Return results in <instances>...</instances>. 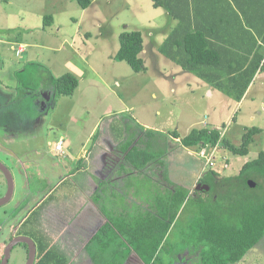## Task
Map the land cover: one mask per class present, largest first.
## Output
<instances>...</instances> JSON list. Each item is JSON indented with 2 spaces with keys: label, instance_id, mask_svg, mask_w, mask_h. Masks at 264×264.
<instances>
[{
  "label": "rangeland",
  "instance_id": "374dc122",
  "mask_svg": "<svg viewBox=\"0 0 264 264\" xmlns=\"http://www.w3.org/2000/svg\"><path fill=\"white\" fill-rule=\"evenodd\" d=\"M49 15L53 17L52 24L45 26V18ZM36 16L40 17L38 18L39 27L45 26V28H36L38 27ZM175 24L176 22L167 17L165 9L154 7L151 0H91V4L87 8H83L78 0H0V31L8 29L6 32L9 33L6 34L16 37L18 40L24 41L26 36H29L34 42H43L49 46H60L64 49L62 52H54L48 50L47 45H44L42 50H39L42 54L41 61L37 60L44 67L38 66V62L34 64L31 62L28 64L27 70L34 73L36 77L40 75L43 78H49L50 73L61 75L67 70L77 74L81 79L78 91L80 98H77L74 105V108L78 110L75 114L78 116H81L83 109L89 106L96 115H103L105 112L111 113L110 117L105 116L103 124L108 122L107 119H113L116 124H119L123 117H128L129 123L127 125L131 124L132 126L135 125V120L141 121L140 115L142 113L143 115L149 113L152 117H147L157 122H163V127L166 130L168 128L177 129L182 135L186 134V131L190 132L196 126L214 127L216 123L217 126L219 125L218 129H221L222 135L226 134L231 142L239 147L242 144L243 134L249 127H264V114L254 118L249 115L247 112L252 109L249 106L250 102H246L237 108L235 102L239 87L237 85L231 89V83L228 81L223 82L225 90L222 91L223 97L216 95L217 91H215L214 97L208 96L205 93V86L197 80L195 83L191 82V85L188 84V80L191 78L186 74L184 75L181 69L176 68L174 63L168 62L158 50L162 37L166 36L169 29L173 28ZM24 25L31 27V29L27 31V29L23 30V28L18 27H24ZM131 29H140L145 37L143 57L148 67L146 72L135 73L126 62L120 61L116 57V52L120 46L119 36L121 32ZM159 34L161 35L160 38ZM64 40L65 43H60ZM20 49H25V46ZM73 51L76 54H73ZM262 51L264 53V45ZM25 55H23L24 59L26 58ZM72 55L76 57L78 55L79 58L73 59ZM48 64L51 68L50 71L45 68L48 67ZM160 64L163 68L160 67ZM41 68L45 70H41ZM164 68L168 70L169 76H174L177 80L172 77L162 80L165 75ZM236 76L239 77L240 75L236 74ZM245 80L241 79L240 84H243ZM33 82L31 85L21 84L20 94L22 95L25 87H29V89L40 87L39 84L35 83V80ZM173 84H177L179 88L176 94L172 92ZM231 90V95L228 97L230 99H227L228 92ZM20 98L19 107L21 109L15 105L14 107L18 111L24 112L22 109L26 106L27 100L22 96ZM65 99V97H60L55 101L53 106L56 105V108L52 106L46 111V115L37 128L36 125L31 126V128L37 129L35 138L31 137L29 133L33 130V128L32 130L29 129L31 125L29 119L33 118L34 113H30L27 117L21 114L20 127L25 128V130L21 128L24 135L23 139L21 138L22 146H28L24 142L27 140L29 147L34 146L39 142L41 143L46 134L52 135L51 128L50 131L49 129L46 130L45 125L51 120L52 112L55 109L58 110L57 114L54 113L52 116L55 122L65 124L72 122L70 118L66 122L64 116L67 107L61 105V101ZM68 106L72 107L70 103ZM127 107H129L130 112H124ZM72 109H69L68 112ZM158 109L161 110V114L157 113ZM34 112L36 113V110ZM25 118L27 119L26 124H24ZM84 122H88V119ZM178 122H181L180 126H178ZM7 123L8 121H6ZM186 123L190 124L189 130L188 125H185ZM6 124L4 123V125ZM154 124L156 123L153 122ZM69 128L72 129L73 126L70 125ZM70 132L73 134L74 130H70ZM75 135L77 134L75 133ZM78 139L80 141L81 136L78 135ZM176 139L177 142L181 141L179 138ZM99 144L106 148L104 139ZM90 145L93 146V142L90 141ZM108 145L115 148L109 143ZM175 147L176 145L170 144V151L172 152L168 157L169 160H166L168 163L166 166H168V172L173 174L172 177L176 183L172 184L176 187L182 185L183 182L185 184L192 182L194 174L198 178L204 169L205 162L197 156L200 155L202 148H189L184 151V154L179 155ZM221 148L223 149L218 150L213 147L207 151V158L211 153L215 154L216 157L211 169L217 172L218 178L236 175L247 161L253 160L259 156L260 152L264 151V130L255 136V141L249 146L250 151L247 156L234 154L225 147ZM96 149L99 150L100 148L96 147ZM189 150H191V155H187ZM195 153L196 155H194ZM33 154L35 153L32 152L27 156L33 157ZM4 155L3 151L0 158L5 161L9 160L16 186L11 201L0 206V248L2 247L3 250L5 236H8L9 232H15L13 224L16 227L19 226L21 219L27 215V210L38 204L44 193L52 192L57 186L56 190L53 191L52 198L47 202L45 211L51 207L52 212H55L72 203L71 198L65 196V193L68 194V187H70L69 182L64 184L67 175L58 178L59 175L53 174V167L48 164L50 158L30 167L28 165H31L32 162L26 163L27 156L18 159V161L16 159L15 162L13 161L15 165L18 162V169H16L10 163L11 157H7L8 155L3 157ZM34 159L38 160L37 158ZM246 159L248 160L246 161ZM229 160L231 166H229ZM46 165H48L47 169L45 168ZM116 168L117 170L121 169L120 166H116ZM19 173L24 175H22V182L19 179ZM77 177L75 181L81 179V177ZM7 184V178L0 170V196L5 194ZM196 186L193 191L196 190ZM161 198L163 200L165 197ZM17 208L19 210L12 215ZM188 214L187 212L183 219H187ZM11 215L13 221L10 223ZM43 226L45 229V223ZM176 231L170 237L172 244L181 238V235ZM1 239L4 242H1ZM180 245H177L178 250ZM193 255L194 252H191V256ZM2 257L0 251V264ZM27 258L25 246L18 245L12 252L9 264H26ZM185 259L187 257L181 256L180 264H189V262L186 263ZM235 264H264V237L241 261Z\"/></svg>",
  "mask_w": 264,
  "mask_h": 264
},
{
  "label": "trees",
  "instance_id": "16d2710c",
  "mask_svg": "<svg viewBox=\"0 0 264 264\" xmlns=\"http://www.w3.org/2000/svg\"><path fill=\"white\" fill-rule=\"evenodd\" d=\"M78 1L83 8H87L91 4V0ZM151 1L154 7L164 8L170 20H178V24L169 29V33L167 32V35L162 37V41L158 45L160 54L168 62L174 63L176 68L181 69L184 75L189 72L202 75L203 72H206L209 76L213 70H216L217 73L213 72L212 76H219L218 70L228 66L225 70L233 72L229 73L228 83H231V89L238 85L236 98L238 101L241 100L257 69L264 66V53L261 54L260 50L258 51L260 48L258 43L247 47L244 51L245 55L239 54L232 46L219 43V41H226L225 37L227 36L224 25L226 20L221 15V11L224 10L220 5L221 0ZM244 1L247 4L242 9L245 17L247 14L255 16L257 22L254 24L257 30L264 31V0ZM225 6L226 4H224ZM211 15L215 18H211ZM52 20L51 15L47 16L45 26L51 25ZM119 40L120 46L116 52L117 59L126 62L135 73L146 72L148 67L143 57L145 51L143 32L140 29L124 30L121 32ZM250 56H253L251 64L243 68ZM160 67L163 68L161 64ZM41 70L45 69L41 68ZM47 70L49 71V69ZM235 71H239L236 73L240 75L239 77L236 76ZM164 73L168 76V70L165 69ZM241 79H246L243 84H240ZM80 81V77L71 70H67L59 76L50 73L49 78L45 77L46 88L51 90L53 94L51 100L46 102L47 105H45L44 110L46 111L52 107L60 97H73L79 91ZM215 86L225 91L223 82L218 81ZM231 92L232 90L227 95L230 96ZM38 93L44 99L45 93L43 91H38ZM127 118L123 117L119 124H116L114 120L108 122L112 126L111 129L114 130L117 129V126L127 125L129 123ZM172 132L176 134V137L180 136L177 130ZM261 132L262 129L257 126L249 127L243 134L242 144L238 147L226 135L223 136L220 129L212 126H196L181 138L176 151L178 154H183L187 148L203 149L205 147L221 146L234 154L247 156L250 151L249 146L255 141V136ZM148 135H152V133L149 132ZM164 137L168 138L169 136L167 134ZM148 139L150 138L148 137ZM150 140L147 143L141 142L139 146H132L133 140L130 142H126L125 139L121 140V148L126 153L127 163L137 171H141L146 167H157V165L152 164L161 161L159 163L162 164L158 167L167 170L168 166L166 165L168 163L166 160H169L168 157H170V146L163 145L159 150L160 145L156 147L155 141ZM157 150L159 151L157 152ZM140 153L146 155L143 158L144 161L141 162L135 158V155L138 156ZM157 153L160 154L157 155ZM197 156L202 158L200 155ZM202 159L205 162L206 171L198 183L209 185L210 190L196 189L192 192L186 186L175 187V185H172L173 191H169V195L167 192H163L161 197L165 198L163 200L161 197L158 198V203L163 205L161 210L155 206L150 208V206V209L144 212L142 222L145 223L148 236H143V239H139V235L134 234V238L128 240L126 231L119 229L120 227H116V230L120 235L126 236V241L121 239L122 237L114 228L116 233L113 237L108 238L107 230L103 227L84 243V250L90 253L91 256L92 253L95 254V256H92L93 262L95 264H108L110 261L102 258L111 256L112 251H114L117 258L113 264H124L125 261L121 259L119 254L130 250L140 252L143 258L142 264H174L175 259L166 260L173 249L177 248V244H172L170 240L174 227L181 235L179 243L181 245L178 253L181 256L184 255L185 258L187 257L185 259L186 263L235 264L241 261L264 237V151L260 152L259 156L253 160L247 161L238 174L220 178H218L217 172L211 169V165L207 164L206 159ZM251 180L255 183L254 186L250 184ZM67 182L70 183V187H68V194L65 193V196L70 197L71 190H73V181L67 178L64 184ZM145 182L148 191L151 192L152 189L156 193L161 192L159 191L162 188L161 180L149 177ZM167 187H171V185ZM53 191L46 195L38 207L24 219L17 233L18 235L30 236L36 242L37 256L34 264L79 263L76 260L74 262L61 245L53 243L51 232H46L44 229L42 214L47 207V202L53 196ZM67 206L68 204L64 207L67 208ZM74 207L71 206L70 208L73 213L76 210ZM187 212L189 213L187 219H183ZM39 219L40 223H38ZM54 222H59V219H54ZM174 233L175 231L172 235ZM137 238L143 241L141 245L136 243L138 242L136 241ZM18 245H24L27 254H29V246L26 242L16 244L14 248ZM1 248L0 251L4 255ZM96 251L103 252L101 259ZM191 252H194L193 256H191Z\"/></svg>",
  "mask_w": 264,
  "mask_h": 264
},
{
  "label": "crops",
  "instance_id": "0c3cea01",
  "mask_svg": "<svg viewBox=\"0 0 264 264\" xmlns=\"http://www.w3.org/2000/svg\"><path fill=\"white\" fill-rule=\"evenodd\" d=\"M221 2V8L224 9L221 11V15L222 17L224 16L226 20L224 25L227 36L225 37L226 41H219V43L232 46V48L241 55H245L244 51L247 47L254 46L256 43H258L260 44L258 51L260 50V53L262 54L264 31L257 30V27L254 24L257 22V20H255V16L247 14L245 17L244 12L242 11L246 4L245 1L221 0ZM224 4H226L225 7ZM167 17H169L168 14ZM212 17L214 16L211 15V18ZM38 18L40 17L36 16L37 20ZM172 21L178 24V20L173 19ZM39 23L40 22L38 20L36 23L38 27L36 28H45V26L39 27ZM18 27L23 28V30L27 29V31L28 29H31V27L27 25H24V27ZM7 30L8 29H3L0 31V129L2 128L0 131V155L4 151L5 155L3 157L7 155V157H11L12 161L10 163L13 164L16 169H18V162L15 165L14 160L17 159L18 161V159H23V157H26L27 155H30L32 152H34L35 154H33V157L27 156L26 163L30 161L32 162L30 163L31 165H28L29 167L39 164L40 161H43L46 158H50L51 160L48 161V164L53 167V174L59 175L58 178L67 175L66 179L69 178L73 180V192L70 195L72 203H69L67 208L63 206L62 209L55 212H52V208L50 207L43 212V222L45 223L46 232H51L50 234L53 243L61 245L74 262L75 260L79 262L76 264H95L92 257L95 256V254L92 253L91 256L90 253H87L84 250V243L96 235L103 227H105L107 230L108 238L114 236L116 233L115 231H117L116 227H120L119 229L126 231L128 240L133 239L134 234H138L139 239H143V236H148L146 233L147 230L145 228V223L142 222L144 212H147L150 208H153V206L161 210L163 205L158 203V198L161 197L163 192H167L169 195V191H173L172 185L174 184L172 183H176L172 177L173 174L168 172V168L167 170H163V168L158 167V165L160 166V164H162L159 163L161 161L152 164L157 165V167H146L141 171H137L136 169L132 168L125 159L126 153L125 151L123 152V149L121 148V140L125 139L126 142L133 140L134 142L132 146H139L141 142L147 143L148 140L151 139L155 141L156 147L160 145L159 150L163 147V145L170 146V144L176 145L175 148L177 150L179 147V142L176 141V138L180 139L182 136L187 135L189 131H186L187 133L182 135L177 129L168 128L166 130L163 127V122H157L150 119L149 117L152 116L149 115V113H145L144 115L142 113L140 115L141 121H135V125H121L117 126V129L112 130V126L109 122H112L113 119H107L109 122L103 124V121H105V116H111L110 112H105L103 115H96L90 110V107L87 106L86 109H83L81 116L75 114V112L78 110L74 108V105L77 102V98H80V94L77 92L73 97L64 96L66 99L61 101V105H66L67 107V110L64 113L66 122H68V118L72 119L70 124L55 122L52 119L53 114L58 112V110L55 109L52 112L51 120L45 125L46 130L49 129L50 131L51 128L52 135L49 136L50 134H46L41 143L39 142L34 146L29 147L28 140L24 141L28 146H22L21 138L24 135L21 131L22 127H20L21 114L27 117L30 113H34L33 118L29 119V123L31 124L29 129L32 130L33 128V130L29 131V133L31 134V137L35 138L37 135V129H34V127L31 128V126L36 125L37 128V126L41 124L42 118L44 115H46V111L48 110H44L45 105H47L46 102L51 100V96L53 94L51 90L46 88V85L44 84V78L42 76L37 75L36 77L34 73L27 70L28 64L31 62H33L31 64H34L35 62H38L37 60L41 61L40 57L42 54L40 51L44 45L46 46L47 44L37 41L34 42L29 38V36H26L24 41L18 40L16 37L11 35L8 36L9 34H6L9 33L6 32ZM60 43H65V40L61 41ZM22 46H25V49L21 50L20 48ZM47 47L48 50L54 52H62L64 50L60 46L52 47L47 45ZM73 54L76 53L73 51ZM23 55H25V59L23 58ZM72 58H79V56L77 55L76 57L75 55H72ZM252 59L253 56H250L243 68L248 67L247 65L251 64ZM64 63L66 65L65 60ZM38 64V66L44 67V65L42 66L41 62H38ZM215 68L217 69L218 67ZM225 68L227 69L228 66L218 70L219 76H212V74H214L213 72L217 73L216 70H213L209 76L206 72H203L202 75L196 74L195 72H189L186 76L191 78V80H188L189 83H195L196 80L197 82L202 83L205 86V93L208 96L214 97L216 93L215 91H217L218 93H216V95L223 97L224 94L222 93V90L216 88L217 86L215 85L218 81H228L229 73H233L227 72ZM47 69H49V71L51 70L49 64ZM238 72L235 71V74ZM191 73H194V75H191ZM54 76L59 75L54 74ZM169 77V75L167 76L165 74L162 80H167ZM172 78L176 79L175 77ZM34 80L35 83L40 85V87H35L32 89L25 87L21 95L20 85L24 83L31 85L34 83ZM177 89H179L178 85L173 84L172 92L174 94L178 92ZM38 91H43L46 98L44 97V99H42ZM21 96L27 100L26 106L22 109L24 112L18 111V109L14 107L15 105L16 107L20 108L19 102L21 100ZM228 97L229 96H227V99H230ZM246 102H250L249 106L252 107V109L247 113H249V115H251L253 118L255 116L264 114V66H260L257 69L255 76L250 82L244 96L241 98V100H237L235 103L238 108L239 106L244 105ZM66 103H70L72 107L68 106ZM53 107L56 108V105ZM71 108L73 109L68 112V110ZM35 110L36 113L34 112ZM128 110L129 107H127L125 112H130V110ZM157 113L161 114V110L158 109ZM86 119H88V122H84ZM6 121H8L7 124ZM153 122L156 124L153 125ZM4 123L6 125H4ZM26 123L27 119L25 118L24 124ZM180 123L181 122H178V126H180ZM70 125L73 126L72 129L69 128ZM185 125H188L189 130L190 124L186 123ZM218 126L215 123L214 127L219 128ZM261 128L263 132L264 127ZM22 129L25 130L24 127ZM70 130H74V133L72 134ZM121 130L123 131L122 133ZM174 130H177L180 135L179 137H176V134L172 132ZM149 132L152 133V135H148ZM75 133L77 135H75ZM167 134L169 137L165 138L164 135ZM78 135L82 138L80 141L78 139ZM148 137L150 139H148ZM103 139L106 144V148L102 145L100 146L99 144V142L103 141ZM61 140L64 141V152L62 154L55 148L57 143ZM90 141L93 142V146L90 145ZM108 143L113 145L115 148L108 145ZM96 147H99L100 149L97 150ZM188 149L189 148L186 150ZM217 149L221 150L223 148L218 146ZM159 150H157V152ZM158 154L160 153H157V155ZM187 154L191 155V150H189ZM135 156V158H137L140 162L144 161L143 158L146 157V155L143 153ZM34 158H37L38 160H35ZM0 160L10 168L8 159L5 161L0 158ZM247 160L248 159H246V161ZM228 163L229 166H231L230 160ZM124 165H126V167H124ZM116 166H120L121 169L117 170ZM45 168L47 169L48 165H46ZM30 170L35 171L33 169ZM205 171L206 170L204 166V169L198 178L195 176L196 174H194L192 177V182H187V184L183 182L181 184L187 188H191V191L193 192V188H195ZM22 175L23 174L19 173V179L21 182ZM77 176L81 177V179L75 181V179L78 178ZM149 177L161 180L162 188L159 190L161 191L160 193H156L152 191V189L151 192L148 191L145 181L149 179ZM165 185H171V187H167ZM47 186H49V184H47ZM6 192L7 187L5 194ZM77 193L78 195H76ZM41 194L42 193H40V195ZM46 195H49V193H44L43 198ZM43 198L38 204L34 205L32 208L30 207V209L27 210V215L21 219V222L18 224L19 226L16 227V225L13 224L14 230H18L24 219L28 217L30 213L36 209V207H38ZM71 206H75L74 209L76 210L74 213L70 210ZM18 210L19 208H17L14 213L11 212L12 215ZM56 218L59 219V222H54V219ZM49 219L50 221H48ZM11 221H13V216L12 219H10V223ZM34 223L37 224L36 222ZM38 223H40V219ZM184 225H186V223ZM174 229L177 230V228L174 227L170 237L175 231ZM119 236L122 237L121 239L123 241L127 240L126 236L120 234ZM119 236L117 237L119 238ZM139 239L136 240L138 241L136 243L141 245L143 241ZM178 243H180V240H178L175 244L179 245ZM179 250L178 248H174L171 255L166 257V260L175 259L174 264H180L181 256L178 253ZM96 252L98 257L101 259V257H103V252ZM119 255L121 259L125 261L124 264H142L141 261L143 258L141 257L139 251L127 250L120 253ZM116 258L115 252L112 251L111 256H106L102 259L110 261L108 264H113Z\"/></svg>",
  "mask_w": 264,
  "mask_h": 264
},
{
  "label": "water",
  "instance_id": "95a60500",
  "mask_svg": "<svg viewBox=\"0 0 264 264\" xmlns=\"http://www.w3.org/2000/svg\"><path fill=\"white\" fill-rule=\"evenodd\" d=\"M0 170L5 174L7 181H8V190L6 192L5 195H3L2 197H0V206L5 205L7 203H9L11 201V199L14 196V192H15V179H14V175L13 172L11 171V169L0 160ZM251 185H255V183H253V181H250ZM197 190H210V186L207 184H202V183H198L196 186ZM20 242H26L29 246V254H28V259H27V263L26 264H34L36 261V256H37V245L36 242L34 241V239L30 236H26V235H20L14 239H12L6 246L5 248V253H4V257L3 260L1 262V264H9V260L11 257V252L12 249L14 248V246Z\"/></svg>",
  "mask_w": 264,
  "mask_h": 264
},
{
  "label": "built area",
  "instance_id": "2783aa9c",
  "mask_svg": "<svg viewBox=\"0 0 264 264\" xmlns=\"http://www.w3.org/2000/svg\"><path fill=\"white\" fill-rule=\"evenodd\" d=\"M264 45V44H263ZM263 61H264V59H263ZM56 150L58 151V152H60L61 154L64 152V141L63 140H61V141H59L58 143H57V145H56ZM210 148H213V147H210ZM210 148H207V147H205V148H203L202 150H201V152H200V156L202 157V158H205L206 159V161H207V164L208 163H210V164H208V165H212L214 162V160L216 159V157H215V154H213V153H211L210 155H209V158H207V151H208V149H210ZM216 148H217V146H216ZM212 160V161H211Z\"/></svg>",
  "mask_w": 264,
  "mask_h": 264
},
{
  "label": "flooded vegetation",
  "instance_id": "af4514ba",
  "mask_svg": "<svg viewBox=\"0 0 264 264\" xmlns=\"http://www.w3.org/2000/svg\"><path fill=\"white\" fill-rule=\"evenodd\" d=\"M5 175V174H4ZM7 190H8V184H7ZM5 195V194H4ZM2 197V196H1ZM18 230H15V232H11V233H9L8 234V236H5L6 237V239H5V246H4V250H3V253H5V248H6V246H7V244L12 240V239H14V238H16V237H18V236H20V235H18ZM1 242H4L2 239H1ZM14 250V249H13ZM3 257H4V255H3ZM2 257V258H3ZM11 258V257H10ZM3 260V259H2ZM2 262V261H1Z\"/></svg>",
  "mask_w": 264,
  "mask_h": 264
},
{
  "label": "clouds",
  "instance_id": "9594fccd",
  "mask_svg": "<svg viewBox=\"0 0 264 264\" xmlns=\"http://www.w3.org/2000/svg\"><path fill=\"white\" fill-rule=\"evenodd\" d=\"M220 130H221V129H220ZM224 135H226V134H224ZM224 135H223V136H224ZM211 147H212V146H211ZM217 148H218V146H217ZM211 168H212V167H211Z\"/></svg>",
  "mask_w": 264,
  "mask_h": 264
}]
</instances>
